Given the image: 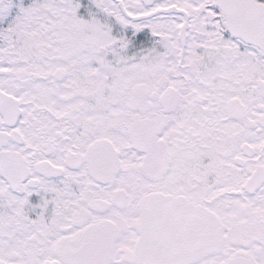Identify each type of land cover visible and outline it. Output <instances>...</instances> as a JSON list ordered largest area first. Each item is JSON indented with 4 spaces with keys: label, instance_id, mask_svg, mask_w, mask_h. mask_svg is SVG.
I'll list each match as a JSON object with an SVG mask.
<instances>
[{
    "label": "snow or ice",
    "instance_id": "obj_1",
    "mask_svg": "<svg viewBox=\"0 0 264 264\" xmlns=\"http://www.w3.org/2000/svg\"><path fill=\"white\" fill-rule=\"evenodd\" d=\"M0 264H264V0H0Z\"/></svg>",
    "mask_w": 264,
    "mask_h": 264
}]
</instances>
